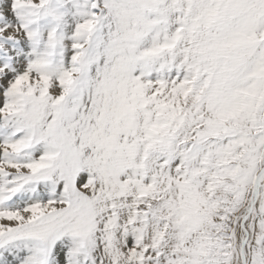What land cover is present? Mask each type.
<instances>
[{
  "label": "snow or ice",
  "instance_id": "6c2138e0",
  "mask_svg": "<svg viewBox=\"0 0 264 264\" xmlns=\"http://www.w3.org/2000/svg\"><path fill=\"white\" fill-rule=\"evenodd\" d=\"M0 264H264V0H0Z\"/></svg>",
  "mask_w": 264,
  "mask_h": 264
}]
</instances>
